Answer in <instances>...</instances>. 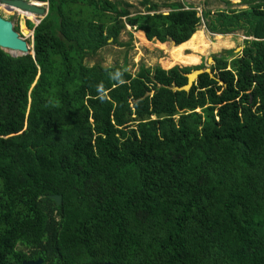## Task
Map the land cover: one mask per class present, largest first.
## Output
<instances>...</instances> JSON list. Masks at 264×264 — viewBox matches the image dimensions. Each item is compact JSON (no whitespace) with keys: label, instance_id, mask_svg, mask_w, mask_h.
<instances>
[{"label":"trees","instance_id":"trees-1","mask_svg":"<svg viewBox=\"0 0 264 264\" xmlns=\"http://www.w3.org/2000/svg\"><path fill=\"white\" fill-rule=\"evenodd\" d=\"M35 1L47 15L19 19L35 58L0 49V264H264V15ZM201 21L243 28L256 59L134 75L85 63L126 27L180 48ZM205 68L214 78L173 91Z\"/></svg>","mask_w":264,"mask_h":264},{"label":"rangeland","instance_id":"rangeland-1","mask_svg":"<svg viewBox=\"0 0 264 264\" xmlns=\"http://www.w3.org/2000/svg\"><path fill=\"white\" fill-rule=\"evenodd\" d=\"M15 1L22 4L30 3L25 0H0V5L8 7V2ZM54 1L49 0V5L53 4ZM109 1L117 5H119V3H122V5L129 4V11L131 15H135L144 11L140 6L141 0ZM149 1L158 4L164 14L167 13V6L169 4L180 3L184 7L192 8L193 10H195L199 17L201 16V12L203 10L209 11L211 14H215L217 12L229 13V10H235L233 7L237 6V3L222 4L220 0ZM205 1L207 3L206 6L204 5ZM31 2L32 4H40L43 8L46 5L35 0ZM19 15L15 12L0 10V19L11 24V30L15 35H17V38L20 40V42L23 43V39L28 42L29 36H25L21 33ZM26 15L31 16L29 14ZM35 16L38 17L41 15ZM119 42L121 43V45H113L112 42H109V46L100 50L95 57L87 59L85 62L86 65L93 66L95 64H99L103 67H112L114 65H118L132 75L136 74L141 66H144L145 68L160 67L164 70H167L174 66H195L198 64H203L205 65V67H208L212 64L211 62L208 63V59L218 56V52L222 51V49L220 48H231L233 46V40L227 37V35L217 36V34L210 33L207 28H205L204 21H201V25L198 28V31L191 38L190 42L180 48L173 47L170 42H167L166 44H161L155 41L149 42L145 39L142 32L134 31L129 27H126L125 30L121 32L119 36ZM3 51L11 57H13L12 55H14L13 58L20 57L21 55L27 53L24 48L17 49L16 47L4 48ZM28 55L30 54L28 53ZM31 57L35 58L34 56Z\"/></svg>","mask_w":264,"mask_h":264},{"label":"flooded vegetation","instance_id":"flooded-vegetation-1","mask_svg":"<svg viewBox=\"0 0 264 264\" xmlns=\"http://www.w3.org/2000/svg\"><path fill=\"white\" fill-rule=\"evenodd\" d=\"M25 1H28V2H30L29 4H32L31 1H33V0H25ZM243 2L244 1L238 2L237 6L233 7L235 10H233V9L229 10L230 14L217 12V13L213 14V16H215L216 14L223 16V14H224V16H228L231 19H237L238 16L242 15L241 12H252V13L254 12V14L252 16H257V17L264 15V1L262 3L257 1L256 3L258 4V6L255 8V10H251L252 2H249V3H243ZM230 3H232V2H229V4ZM241 5H244V6H241ZM40 7H42V6L40 5ZM240 8H242V9H240ZM44 9H47V5L44 6ZM8 10L12 11L14 9L8 8ZM15 13H17L19 15L20 12H15ZM19 16H20L19 19H21L23 16H25L26 18L36 17V16H28L23 12L20 13ZM38 17L41 18L43 16H38ZM244 20H245V18L242 17L241 19H238L237 21H239L241 23ZM24 31H27V30L24 29ZM27 32L29 33V31H27ZM28 36L30 39V34H28ZM217 36H224V35L217 34ZM227 37H229L230 39L233 40V42H232L233 46L231 48H220V49H222V51L218 52L219 53L218 56L212 57L213 62L211 64V66L214 67L216 60H222V62L226 63V65H227L226 70L227 69L229 70L232 63H242L243 64V62L245 60H247L248 62H252L250 60V57H254L256 59L257 55L253 52L256 50L254 48H252L251 52L249 50H251V44L253 42H260V40H257V39H254L252 37H248L247 35H245V31L243 30V28H240V29L234 31V33L227 34ZM262 43H264V40L262 41ZM250 65H252V64H250Z\"/></svg>","mask_w":264,"mask_h":264},{"label":"water","instance_id":"water-1","mask_svg":"<svg viewBox=\"0 0 264 264\" xmlns=\"http://www.w3.org/2000/svg\"><path fill=\"white\" fill-rule=\"evenodd\" d=\"M225 2H232V3H238L241 1H245V0H223ZM19 3V2H18ZM14 2H8V7L9 8H13L16 7L13 5ZM17 8L21 9L22 11H27L29 13H32L34 15H42L43 17H45L47 15V11L48 8L45 10L44 8H40V7H36V6H32V5H28V4H22L19 3V5L17 6ZM12 26L10 23L8 22H4L0 19V43H5L7 44V46L2 47L0 45V49L3 50L4 48H24L22 47L23 43L20 42V40L17 38V35H15L12 32ZM29 33L27 32V35ZM32 36H33V32H32ZM110 42V41H109ZM24 50L26 51V49L24 48ZM27 52V51H26ZM28 55V52L21 55ZM14 57V55H12ZM209 62H213L212 58L208 59V63ZM204 73L208 74L210 76V78H214L210 69L206 68V69H202V70H194L188 74H184V77L187 80V83L185 86L180 87V88H173V91H178V92H185V93H189L190 89L192 88L193 84L195 82H197L199 76L203 75ZM50 199L52 201L55 202L56 205H60L61 204V197L60 196H50ZM22 264H42V261L40 259L36 260V261H24L22 262ZM105 264H110V263H105Z\"/></svg>","mask_w":264,"mask_h":264},{"label":"bare ground","instance_id":"bare-ground-1","mask_svg":"<svg viewBox=\"0 0 264 264\" xmlns=\"http://www.w3.org/2000/svg\"><path fill=\"white\" fill-rule=\"evenodd\" d=\"M13 5L16 6V7H13V9L20 10L19 8H17V6L19 5L18 2L15 1ZM28 5H32V6H36V7H40V4H37V3H35L34 5H33V4H28ZM40 8H42V7H40ZM20 11H22V10H20ZM22 12H23V13H26V14H29V15H31V16H35L34 14L29 13V12H27V11H22ZM41 16H42V15H41ZM24 33H25V35H27V31H24ZM0 45H1L2 47L7 46V44H5V43H0ZM22 47H24L28 53L30 52V46H29L28 42H27L26 40H24V39H23V45H22Z\"/></svg>","mask_w":264,"mask_h":264},{"label":"clouds","instance_id":"clouds-1","mask_svg":"<svg viewBox=\"0 0 264 264\" xmlns=\"http://www.w3.org/2000/svg\"><path fill=\"white\" fill-rule=\"evenodd\" d=\"M206 69V68H205ZM209 69V68H208ZM202 70V69H201ZM204 70V69H203Z\"/></svg>","mask_w":264,"mask_h":264}]
</instances>
